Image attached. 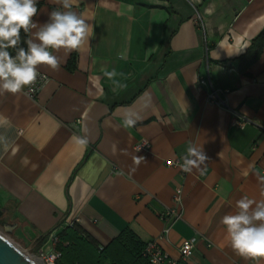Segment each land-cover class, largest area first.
Wrapping results in <instances>:
<instances>
[{"label": "crops", "instance_id": "obj_1", "mask_svg": "<svg viewBox=\"0 0 264 264\" xmlns=\"http://www.w3.org/2000/svg\"><path fill=\"white\" fill-rule=\"evenodd\" d=\"M37 7L40 23L63 10ZM73 10L88 17L90 43L61 50L58 71L41 66L49 80L35 99L0 96V210L11 229L30 247L74 224L100 248L128 229L176 261L196 238L184 264H264L235 254L220 223L241 197L264 199V43L243 66L264 31V0H77ZM207 72L225 107L198 86ZM230 111L251 122L232 126ZM141 141L149 149H134ZM189 144L209 158L203 174L165 165ZM179 188L183 218L163 236L159 214Z\"/></svg>", "mask_w": 264, "mask_h": 264}, {"label": "clouds", "instance_id": "obj_2", "mask_svg": "<svg viewBox=\"0 0 264 264\" xmlns=\"http://www.w3.org/2000/svg\"><path fill=\"white\" fill-rule=\"evenodd\" d=\"M52 2L63 10L48 12L47 21L40 23L34 19L38 16V0H0V96L31 91L41 76V66L58 71L61 59L57 54L61 50L79 51L90 43L93 28L88 17L73 10L77 0ZM21 31L27 36L26 48L21 46ZM10 49L15 50L14 55ZM104 74L111 79L115 72L105 70ZM134 123L132 119L126 120L127 126ZM79 142L86 143L83 139ZM0 147L8 149L6 145ZM140 159L143 157H137L136 163ZM208 159L203 146L189 144L179 167L186 173L195 169L203 174L201 166ZM220 223L235 254L245 260L264 259V199L241 197L235 202V211L223 215ZM58 255L48 256L47 264H54Z\"/></svg>", "mask_w": 264, "mask_h": 264}, {"label": "trees", "instance_id": "obj_3", "mask_svg": "<svg viewBox=\"0 0 264 264\" xmlns=\"http://www.w3.org/2000/svg\"><path fill=\"white\" fill-rule=\"evenodd\" d=\"M27 36L21 31V46L26 48L24 41ZM264 31L254 40L253 46L246 55L251 54V58L244 60L246 67L255 61L260 54ZM15 54V50L10 49ZM73 64L68 65V70H72ZM0 218H4L0 210ZM50 234L41 236L30 244L31 252L38 253L41 246L47 241ZM58 257L55 264H151L143 254L145 244L128 229L122 230L115 238L104 247L95 246L74 224L67 225L56 235V242L53 246ZM176 264H184V261H177Z\"/></svg>", "mask_w": 264, "mask_h": 264}, {"label": "built area", "instance_id": "obj_4", "mask_svg": "<svg viewBox=\"0 0 264 264\" xmlns=\"http://www.w3.org/2000/svg\"><path fill=\"white\" fill-rule=\"evenodd\" d=\"M196 20L195 24L196 26L201 29L202 28V20L201 16L196 15ZM204 44V50L205 52L207 51V46L205 43ZM49 80V77L41 74V76L38 78L36 84L33 86L31 91L28 89L24 90L25 94L29 99H35L36 94L38 93V90L44 86ZM198 86L203 87L204 85L210 86V80L207 72V76L205 78H201L197 81ZM206 100L216 106V107H225V102L221 98V92L218 90H215L210 86V91L206 95ZM230 113L233 116L232 119V126H238V127H243L245 125H248L250 123V119L242 116L241 114H238L237 112L230 111ZM150 145L148 143L141 141L139 143L135 144L136 150H147L149 149ZM182 163V160L179 158L177 160H172V161H165V165L167 167H174V168H180L179 164ZM181 170V168H180ZM182 171V170H181ZM184 172V171H182ZM173 205L171 207H166L165 210H163L160 214L159 217L161 220L165 221V227L163 228L162 235L165 236L169 232L170 226L177 222L180 221L183 218L182 212H181V189H176L174 191L173 197H172ZM195 241L196 238H192L186 241H183L181 246L178 249V257L179 261H187L194 249L195 246ZM56 242V236H50L48 240L46 241L45 245H47V249L44 250L43 248L39 249V255L36 259L40 261V264H47V258L48 256L52 255L53 253H57L55 248L53 247ZM37 253V254H38ZM143 254L148 260L150 261L151 264H176V260L173 258H170L164 254L157 242L155 240H152L151 242L145 243L144 251ZM55 264V262H54Z\"/></svg>", "mask_w": 264, "mask_h": 264}, {"label": "water", "instance_id": "obj_5", "mask_svg": "<svg viewBox=\"0 0 264 264\" xmlns=\"http://www.w3.org/2000/svg\"><path fill=\"white\" fill-rule=\"evenodd\" d=\"M11 229V227H10ZM0 264H37L27 251H22L0 234Z\"/></svg>", "mask_w": 264, "mask_h": 264}, {"label": "rangeland", "instance_id": "obj_6", "mask_svg": "<svg viewBox=\"0 0 264 264\" xmlns=\"http://www.w3.org/2000/svg\"><path fill=\"white\" fill-rule=\"evenodd\" d=\"M14 229H10V223L5 218H0V234H2L10 243L12 242L16 247L20 248L22 251H27L28 255L38 257V254L31 252L29 248V242L20 239V236L15 234ZM45 248L44 250H46Z\"/></svg>", "mask_w": 264, "mask_h": 264}, {"label": "bare ground", "instance_id": "obj_7", "mask_svg": "<svg viewBox=\"0 0 264 264\" xmlns=\"http://www.w3.org/2000/svg\"><path fill=\"white\" fill-rule=\"evenodd\" d=\"M30 256V255H29ZM30 258L34 261V262H36L37 264H40V261H38V259H36L34 256H30Z\"/></svg>", "mask_w": 264, "mask_h": 264}]
</instances>
